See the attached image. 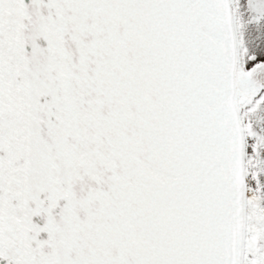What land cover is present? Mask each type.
Returning <instances> with one entry per match:
<instances>
[{
	"label": "snow or ice",
	"instance_id": "1",
	"mask_svg": "<svg viewBox=\"0 0 264 264\" xmlns=\"http://www.w3.org/2000/svg\"><path fill=\"white\" fill-rule=\"evenodd\" d=\"M0 264H264V0H0Z\"/></svg>",
	"mask_w": 264,
	"mask_h": 264
}]
</instances>
